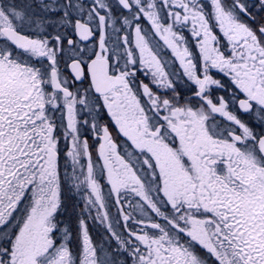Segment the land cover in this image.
<instances>
[{"label":"snow or ice","instance_id":"1","mask_svg":"<svg viewBox=\"0 0 264 264\" xmlns=\"http://www.w3.org/2000/svg\"><path fill=\"white\" fill-rule=\"evenodd\" d=\"M0 264H264V0H0Z\"/></svg>","mask_w":264,"mask_h":264},{"label":"rangeland","instance_id":"2","mask_svg":"<svg viewBox=\"0 0 264 264\" xmlns=\"http://www.w3.org/2000/svg\"><path fill=\"white\" fill-rule=\"evenodd\" d=\"M17 3L23 4L26 2H30V1H25V0H16ZM66 199H68V203L69 205H71L72 201L69 197H65ZM113 215L115 214V209L113 208L112 210ZM63 219H65L67 222L70 223V225L72 226L73 230H75V225H76V215L72 212L71 208H69L68 210V215L63 217ZM89 228H90V232L94 238V240L97 241H101L105 238V236L107 235V233H105L104 231V226L100 225L99 223H91L89 224ZM115 244V242L113 241V245ZM73 247H75V242L73 243Z\"/></svg>","mask_w":264,"mask_h":264},{"label":"flooded vegetation","instance_id":"3","mask_svg":"<svg viewBox=\"0 0 264 264\" xmlns=\"http://www.w3.org/2000/svg\"><path fill=\"white\" fill-rule=\"evenodd\" d=\"M25 1H30V0H25ZM185 34L187 35V32H185ZM166 55H167V53H166ZM217 78H219V77H217ZM145 82H147V80L145 81ZM180 86L178 85V88H179ZM221 95L223 94V93H220ZM239 114V113H238ZM105 119H107V117H105ZM241 119L242 120H245V121H249L251 118L250 117H248V116H246V115H241ZM251 126H255V125H251ZM258 130V129H257Z\"/></svg>","mask_w":264,"mask_h":264}]
</instances>
